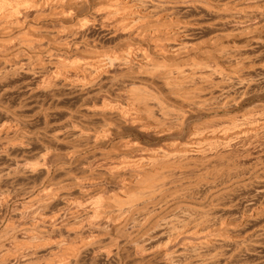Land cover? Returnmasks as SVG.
<instances>
[{
	"label": "bare ground",
	"instance_id": "1",
	"mask_svg": "<svg viewBox=\"0 0 264 264\" xmlns=\"http://www.w3.org/2000/svg\"><path fill=\"white\" fill-rule=\"evenodd\" d=\"M8 1L9 0H0V17H1L0 19H2L3 16L5 18L6 15L8 17H11V18L13 17L14 19H12V21L10 20L8 25L5 23L6 26H10L11 30L19 29L20 32H18L16 34H18L20 37L24 36L23 38H20V39H22V41L20 43L19 50L15 51V53H13L11 58L14 55H18L19 53H21V54L22 53H24V54L28 53V55H30V56H28L29 59L27 58V60L25 62L22 61V62H24V64L23 63L22 64L18 63V61L17 62L14 61V60H16L15 59L16 56H15L14 59L12 58L14 62H12V64L10 65L11 67L10 66L9 67H7V66L4 67L6 70L2 67L4 69V71L3 70L2 71L3 72H7V74L9 73L10 75L13 74L12 77L14 75L16 76V74L19 73V71H21V70H22L21 72L25 71L28 74H31L32 76H34L36 78L38 77L39 78V83H36L37 85L35 84L36 85L35 86L34 84H31L32 83L31 82L29 84V86H28V89H29L30 85H33V86L36 87V90L38 89V92L40 90L41 93L43 92L45 94H50V96L52 95V97L55 95L56 96L55 98H57V96H59V95H56V94L60 90V83H61L62 86H64L63 84L66 85L65 82L69 81L70 84H72V83L74 84V87L72 86L71 88H73L75 90V92H77L76 94H79V96L81 97V99H78V98H75V99H78V101L79 100L81 101L80 105H82L81 107L85 111V113H83V114H85V120H86V114H87V117H88V114H89L92 117V119H93V117L101 119V120L98 119L97 123H96V120H95V125H93L94 123L91 124L89 121L86 122L88 120V118H87L86 121L80 120L81 118L84 119L83 118L84 116L83 117L81 116V118H80V116H78L80 118V119L78 118L79 120L71 118V117H69L71 114L66 116L65 118H67V119H65V120L63 119L64 121H62V119L60 120V118H59L58 121L59 120L62 121L61 123H60V121L56 122L57 120L55 119V120H53L55 122L54 123L52 122L53 123L52 125L49 124V125H51L50 127L48 125V129L45 130L46 132L43 134V136H42L41 133L44 132V131L40 130L41 131L39 133L40 136L37 135V137H36V138H38V139H36L37 143H39L40 141L42 143V142H45V141H47L49 139V141L51 143L53 142V143H58L59 144L62 141L61 135L67 133L68 135H66V137L67 136L69 137V131L71 133L73 132V135L70 134V135H72V139H75L76 137H78L77 139L80 140L81 142H82V140H85L87 138H88L87 139V141H88V140L91 139L90 138L91 136L92 137L94 136V138L96 139V140H94V141H96L95 144L97 143V141H99L100 143L101 142L108 143L109 142L108 140L111 138V136L113 138V135H115V134H113L114 132L117 135H119V136H123L125 133H127L128 131H126V128L124 126H127L128 123H130V124L133 123V126L135 125L134 126L135 128H138L140 130L142 129L143 131H145V133H143L142 131L138 130L141 133H143V135L144 134L146 135L147 133L149 135L151 133V136H149L150 138L152 137V135H155V133H160L159 135L162 137L161 140H163L161 144H156L154 146H152L153 144H151L149 146H146V145L142 144L141 140H139V137H137V136H134L136 139H132V136H131V139H129V138L127 139L125 137V140H124V138H121V139H123V141H121V142H119L117 144L113 143L114 146H113V144H111V146H113V148L110 146L111 149L109 148L108 151H105L103 153H101L102 151L100 152V154H102V155L100 156L101 158H100L99 161H103L106 165L109 164L108 166H106L108 168L106 171H109V169H111V171L114 170V171H112L113 173L115 171H118L120 174H117V176L115 175L116 178H119L121 180L122 177H123V180L121 182H119V184L116 182L118 184V188H116L117 192L114 191L113 194L109 190H112V189L114 190V188H111V189L109 188V190L107 191L108 187L105 188V186L99 185L100 184L99 182L97 183L98 185L95 184V182H97L98 180L101 181V178L103 176L101 178L99 177L100 179L95 180L94 183L92 182V181H94V179H96V177L98 178V176H101V175H105L104 178L108 179V177H106V174H108L110 176V173L112 175V172L110 171V173L109 172L108 173H104L105 170L104 171L102 170L103 172H100L101 169L95 163V161L99 159L98 157H96L97 159L96 158L92 159L93 161L96 159L94 161V163H95L96 167L99 168L98 172H97V170L93 171L94 170L93 168H94L95 165H93L92 170L90 168L87 169L88 166L86 165V163H84L86 160H82L81 159L83 161L84 166L86 165V167H84L83 170H80L81 171V175H80V172H79V175H80L79 177L75 176L77 178H74L73 177L74 175L72 173L73 176L71 174H69L70 176L67 174L69 177L63 179L64 177L61 175L63 177V178L61 177L63 180H58V179L55 180V178L57 176L56 177L54 176L55 177L54 180H52L49 183L47 188L46 187L44 188L46 190L42 189V190H44V192L42 193V191H41L40 193H42L43 195L41 196L40 193H39L40 197H42V198H40L41 200L37 199V201L39 203L38 206L41 209L37 208L38 211L36 212V214L34 213V216L36 215L35 219H36V217H38V215H37L38 212H39V217L41 215H43V216L46 215L45 218H48L47 211H49V213H50V209H52V211H53L52 207L54 206V204H52V201L56 199L55 196L61 195V197H62V195H67V194L68 195L69 194L72 195V194H74V193H72V192H74V190L70 192L72 187L74 189V187L77 188V186H79L78 189H75V190H78V191L80 190L79 192L77 191L78 193H80L79 196L77 195V197L74 198V200H73V197L70 198V195L68 197L70 199H72L74 202H77L78 206L79 205L81 206V202H83V201H84L83 202L84 205H86L87 202L92 204V206H93L92 210H94V214L95 215L92 218V214H90V213L88 214L87 213V217H88L89 222H90L91 218H92L93 222H95L96 220L98 221V219L100 217L102 218V216H104V218L106 217L107 219H109L110 221L114 222L115 224H116V222L118 223L119 219H120V221L122 219V221L120 222V223H122V225H119V224L118 225H119V227H122V226L125 227V225L128 224L129 220H131L130 218H132V217L134 218V216L131 217V215H138L139 214V216H140V214L144 213L142 216H144V217L147 216V213L148 214L150 213V212H148L149 208L153 207L152 205H154V201H156V200H157L156 202H159L157 204V205H159V207L157 205L156 206L160 210H162V208H165L166 207L165 205H168V204L171 205L170 204L171 201H170V203H168L169 201L167 200V198H169L170 194L166 198V196H167L166 192L168 194V190L169 189L171 190L170 187H173V186L176 185L177 180H176L175 177H177L179 173L182 174L181 175L182 177L184 175L183 178H188L189 176L192 177V175H188L189 173L186 172V170L190 167V164H191L190 162L193 163L195 160L192 159V161H189L190 158H189V160H187L188 157H190V156H192L194 154H198L199 155V153H201V152H203L205 154L206 152H204V150H207L209 147H212V148L215 147L217 149L223 147L222 149H224L228 145L231 146L230 144L234 143L235 141L246 142V140L243 141V139H248L251 136H255L256 137L257 134L259 135L261 133V135H262V132H264V106L263 105L260 106L259 104H257L255 106L245 108L243 110L242 114L240 113L241 114L240 117H239V115H238V117H236V116H230L229 117L228 116V118L225 117L226 120L224 118H220L219 117L220 118L219 119L220 123L218 122V119L215 117L216 115L215 116L212 115L214 117L210 116L209 118L204 119L202 121L198 120L200 122L192 124V125H190L189 128H187V129H190L191 131L189 130L190 133L187 136L185 135V138L183 137L184 136L183 133L186 131L185 130L186 129V125L189 126V124H187V123H189L191 121V119H196V118L200 119V118H203V117L205 118V116H207L210 113L209 111H211V112L212 111L220 112V111H222L225 108L227 109V107H233V108L236 107L237 105L235 106L234 102H236L239 105V101L240 100H244L243 98L247 97V95L251 92L253 84H254V87H256L255 83L258 82V81L260 82L259 77H261V76H257L258 80H257V77H254V78L253 77H250V78L248 77L249 79L245 77V74L248 73V71L250 72L249 69H254L255 70L258 66L264 65V62H262L263 59H260V57L256 56L254 53H252L253 43H250L249 45L246 44V46H243V45L242 46H237V45L229 44V42H231V41L233 42V40H235V38H237L239 36L247 35V33H249V32L243 31L241 28H240L241 30L238 31L237 27H235L237 30L236 29L235 30L232 29L233 31L225 34V39L224 40H226L227 44L222 42V39H221L222 37L219 38L217 34L212 39H210L208 42L202 44L201 39L205 40L206 37L205 38H200L199 37L200 40H198L197 37L192 36L193 34L191 33V28L188 25H186L187 23H195V22H193L194 20L193 21H190V20L188 21L187 18H186L187 20H184L185 19L184 18L183 19L184 21L182 20V22L174 23V24L170 23V21H172L174 19L172 17L173 14H175L177 12H175V13L171 12V10L172 9L175 10V8L174 7L171 8L172 5L171 6L170 5H168V6L165 5L163 3L164 0H98V1L97 0L96 1L92 0L93 2L91 0H11L9 2ZM240 1L241 0H226L223 3H219L218 0H217V2H218L217 3L214 0L213 2H216V3H213V4L211 2H209V3H211L212 5H216V7L218 9L229 7L230 9H235V10L239 11V9H241L242 7L245 8V5L242 4L243 2H240ZM257 2H258V0H257ZM257 2L253 1L252 4H254V5H252L250 3V6L258 5V4H256ZM207 4H208V2H207ZM230 6H232V7H230ZM183 7H184V5H183ZM4 9H5V11H2ZM87 9H90V11L92 12L90 17H88L87 15H85L86 17H79V14L83 13L84 11L87 12ZM204 9H207V8H204ZM206 11H208V10H206ZM213 12H215V11H213ZM213 12H211V13H213ZM179 13L180 12H178V14ZM236 13L241 14V16L243 14V15H245L247 17L249 15L252 16V14L257 13V12L251 11V10L247 11V10H244V9H243L242 12H229V13L225 12L223 14H219L218 15L219 17H217L216 19H218V18L219 19H224L225 18V19H228V20L230 19L231 20L234 16L238 15ZM259 14L262 17L263 22H262L261 26L259 25L260 27H258V28H260L259 29L260 31L261 30L264 31V11L263 10L258 11V15ZM75 15H76V23H74V24L61 23L60 24V19H62V18L63 19L64 18H66V19L67 18L68 19L69 18H74ZM7 16H6V19H7ZM98 16H100V19L101 18L103 19V20L101 19L100 21L102 22L101 24H104V26L105 25H107V26L109 25L108 27H110V25L112 24V27H114L113 28L114 29V31H113L114 34H111V35L114 36L116 32H119L118 33L119 34V38H120L119 41H118L119 43L114 44V42L113 43L110 42L112 44L108 43V44L105 45V43H104L103 46H101V45H98L99 43L97 44L95 42L96 39H94V40L91 39V38H93L92 37L93 35L91 36V38L88 36V35L91 34L90 32H89L90 34H87V31L91 28L90 24L92 22L94 23V21H97L98 20L97 19ZM179 18H181V17H179ZM6 19H5V22H6ZM9 19H8V21H9ZM1 21H3V19L0 20V23H1ZM49 21L54 22V23L58 22L57 25L56 24L55 25L57 27L58 24H60V27L58 26L57 27L58 29L55 28V30H51V31L49 29H48L49 31H47V30L46 31L45 30L41 31V30H37L35 28V27H39V26L41 27V25L43 23L45 24V22H49ZM64 21H66V20H64ZM175 21H177V19ZM226 22H228V21H226ZM36 23L39 26H35L34 24H36ZM69 23H71V22H69ZM109 23H111V24H109ZM228 23H230V22H228ZM52 25H53V23H52ZM89 25H90V28L85 32V30L87 29V27ZM4 28L5 27H3V28L1 27L0 29L2 30ZM10 28L8 27V29H10ZM102 28L103 27H101V29ZM111 28H110V31L113 30ZM51 29H53V28H51ZM11 30H7V31L5 30L6 32L4 31V33L7 34ZM263 31H261V32L264 33ZM120 32L123 33V35L121 34L122 37H120ZM11 33L13 34V32H11ZM15 35H13V36H15ZM18 35H16V36L19 39ZM111 35H109V36L112 37ZM13 36H11V37H13ZM15 37L13 38V41L12 40L9 41V39H8L9 42L8 41H6V42L5 41H1V42H4L6 45L7 44L13 45L14 40L17 39ZM192 37H194L195 39H192ZM17 41L18 40H16V42ZM111 41H115V40H111ZM98 42H100V41H98ZM4 43H2L3 46L5 45ZM14 44H15V42H14ZM16 44L19 45V43H16ZM99 46H101V47H99ZM12 47L16 48V45H13ZM206 47H209V48H213L214 47L215 50L207 49V50H203V52H200V51H202L201 49L206 48ZM7 48H9V50H10V47H7ZM7 48L6 49L4 48V50H7ZM1 49H3V47ZM11 49L13 50V48H11ZM33 52H40V54L43 53V54H41L43 56V58L40 59V56L38 58L37 55L31 54ZM56 52H58L57 56H55ZM198 52H200V53H198ZM45 56L47 58H44ZM183 56L188 57L187 60H183L182 62H179L178 59L183 57ZM9 59H10V57H9ZM35 63H37V64H35ZM19 64H21V65H19ZM3 74H5V73H3ZM9 74L7 76H10ZM19 75H17V76H19ZM262 77H261L262 78L261 81H264V76H262ZM33 78H31V79L33 80ZM36 78H34L35 80H33V81H36ZM252 78L253 79L256 78V80H253ZM62 82H63V84H62ZM69 82H67V84ZM262 83H261V85H262ZM258 85H260V84H258ZM66 86L68 87V85H66ZM255 89L256 88H254V91H255ZM259 89L261 90V93H262L264 91V86L262 85L261 88H259ZM259 89H258V91H256V93L252 94L254 96V98H256L255 94L259 95V93H257V92H260ZM66 90H68V89H66ZM254 91H252V92H254ZM61 94H63V93H61ZM61 94H60V96H61ZM68 94H70V93H68ZM32 95H35V94L32 93ZM261 95L263 96V93ZM50 96H48V97L46 96V97L49 98ZM29 97L27 96V98L30 100ZM37 98H39V97H37ZM250 98H252V97H250ZM42 99H45V98H42ZM42 99H41V101H42ZM34 100H36V99H34ZM37 100H39V99H37ZM249 100H251V99H249ZM41 101H40V104L37 105L38 107H40L39 109H41L44 106L45 102H46V101L43 100L44 102L42 103ZM30 102H31V104H33L32 100ZM36 102H39V101H36ZM241 102H243V101H241ZM231 103H232L233 106H230ZM31 104H30V106H31ZM51 104H52V102H51ZM262 104H264V103H262ZM47 105H50V104L47 103ZM35 106H36V104H35ZM62 106H64V105H62ZM33 108H34V106L32 107V111H34L36 109L35 108L33 110ZM48 108H49V106H48ZM39 109H38V111H41ZM46 111H44L45 114H47ZM58 112H59V110H58ZM45 114L42 115V116L45 117ZM48 114H49V112H48ZM74 115L72 113L71 116H74ZM231 115H233V114H231ZM220 116H221V114H220ZM91 117L89 118V120L91 119ZM47 118H49V116ZM47 118H46V121H47ZM48 120H50V119H48ZM42 123H44V121ZM190 123H193V122H190ZM45 124H47V123H45ZM138 131H137V133H138ZM127 134H130V133H127ZM263 135H264V133H263ZM157 136H158V134H157ZM147 137L145 138V140L147 139ZM203 137H205V138H203ZM255 137H254V139H255ZM43 138H45V139L47 138V140H44ZM32 139L34 140L35 137L34 138L32 137ZM32 139H30L29 141H31ZM69 139H68V141H70ZM77 139H75V140L77 141ZM254 139H253V141H254ZM36 140H35V142H36ZM65 140H66V138H65ZM92 140H90V141H92ZM240 140H242V141H240ZM49 141H47V142L50 145ZM94 141L91 142L92 146L94 144ZM110 141H111V139H110ZM149 142H150V140H149ZM68 143H65V144H68ZM70 143L73 144V141H70ZM86 143H88V142H86ZM86 143H84V144L86 145ZM91 143H89V144H91ZM115 143H116V141H115ZM42 144L40 146H42ZM72 144H71V146L74 145V144L73 145ZM238 144H240V143H238ZM76 145H77V143L74 145L75 148H76ZM80 145H82V143ZM99 145H101V144H99ZM68 146H70V144ZM86 146H85V148H86ZM246 146H247V144H246ZM54 147H56V146H54ZM78 147H79V141H78ZM57 148H59V147H57ZM42 149H44L45 152H47L49 149L53 150V151L55 150V149H53V144L51 146H48L47 143H44V148H41V152H42ZM217 149H216V151H217ZM56 151H58V149ZM56 151H54V152L56 153ZM74 151H76V149L73 150L72 152L74 153ZM208 151H209V149H208ZM216 151H214V153ZM230 151H232V150H230ZM70 152H71V150H70ZM76 152H78V151H76ZM40 154L41 153H39V155ZM45 154H47V153H45ZM45 154L44 155L41 154L40 158H38L36 160V162L34 163L35 168H37V169L39 167L43 168L45 166L46 162H49L48 160L50 158H51L50 160H52L53 155H52V157H50L49 154L48 155H45ZM218 154L220 155V152ZM210 155L208 157L209 160H210ZM226 155H228V154H226ZM3 156H4V154H3ZM46 156H49L50 158L48 157L49 159H46L47 158ZM54 156H55V154H54ZM58 156L60 157V153L58 154ZM194 156L196 158V155H194ZM194 156H192V157L194 158ZM212 156L213 155H211V157ZM215 156H217V152H216ZM221 156H222V154H221ZM91 157H93V156H91ZM225 157H224V159H225ZM71 158H73V157H71ZM71 158H70V160H71ZM215 158L213 157L212 160H210V161H213V159H215ZM89 159H90V156H89ZM204 159H205V157H204ZM229 159H231V158L229 157ZM82 161H80V162H82ZM93 161H92V163H93ZM203 161L204 160H202V162ZM218 161L219 160H217V162ZM103 162H101V163H103ZM200 162L197 163L195 161V164L197 166H194V167L197 168V171L200 170V169H198L199 168L198 166H200L198 164L202 165V163H200ZM209 162H207V164ZM223 162L224 161H222V164H223ZM92 163H91V161H90V163L88 162L89 165L90 164L92 165ZM204 163H205V161H204ZM213 163H214V161L210 162L209 166H210V164L213 166ZM226 163H229V161L226 162ZM231 163H233V162H231ZM100 164H99V166H100ZM207 164H206V167H208ZM51 165H52V163H51ZM80 165H78V166H80ZM104 165L103 166L101 165V167L104 168L105 167ZM216 165H214V166L216 167ZM212 166H211V168H212ZM200 167L202 168V166H200ZM204 167H205V165H204ZM204 167L201 170L206 168V167L205 168ZM222 167H223V165H222ZM64 168H66V167H64ZM196 168H195V173H196ZM69 169L70 168L66 169V173L68 171L74 172L76 170V169L75 170H72V169L69 170ZM104 169H106V168H104ZM126 169L135 170L134 173L131 174V176H130V177H133V179L131 178L132 180L129 179V178L126 179L125 176H123V175L120 176L121 172L125 171ZM192 169H194V168L192 167ZM192 169H191V171L194 173V171ZM212 169H214V168H212ZM233 169L234 168H232V170ZM30 170H33V169H29V171ZM61 170H62V168H61ZM201 170H200V172H201ZM225 170H227V169H225ZM236 170H237V168H236ZM236 170L234 169V172H236ZM216 171L219 172V169L218 170L216 169ZM229 171H230V168H229ZM62 172H63L62 174H64L63 170H62ZM185 172L187 173L188 177H185V174H186ZM14 173H16V172H14ZM36 173H37V171H36ZM48 173H49V171L45 174V176ZM66 173L64 175H66ZM183 173H185V174H183ZM2 174H0V176H1L0 178L1 179L3 178ZM7 174H9V173H7ZM125 174H127V173H125ZM199 174H201V173H199ZM205 174H206V172H205ZM212 174H214V173H212ZM234 174L236 175V173H234ZM40 175H41V173H40ZM40 175H39V177H40ZM196 175H198V174H196ZM196 175H194V176H196ZM41 176H42V179H43L44 176L43 175H41ZM9 177H10V175H9ZM191 177H190V180L192 181L195 177H193V179H191ZM213 177H211V178H213ZM236 177H235V179H236ZM12 178H11V180H12ZM27 178H28V175H27ZM199 178H200V176H199ZM36 179H38V178H36ZM42 179H40V180H42ZM107 179L105 180V185H106ZM109 179H111V178H109ZM128 179L130 181H128ZM229 179H231V178H229ZM232 179H234V178H232ZM3 180H5V178ZM6 180H8V177H7ZM17 180H18V178H17ZM221 180H220V182H221ZM2 181H1V183H2ZM88 181H90L91 184L93 183L94 186L91 185ZM223 181H225V180L223 179ZM10 182H12V181H10ZM84 182H88V184L93 186L92 187L93 190L90 191L89 189H87V188L91 187V186L89 187L88 185H87L88 187L85 188ZM182 182H183V180H182ZM213 182H216V181L214 180ZM35 183H37V182H35ZM102 183L104 184V182H102ZM186 183L187 182L185 181L184 184H186ZM171 184H172V186H171ZM178 184L179 183H177V186H178ZM196 184H197V182H196ZM0 185H2V184H0ZM36 185H38V184H36ZM85 185H86V183H85ZM187 185H189V183ZM208 185H209V183H208ZM186 186H184V189L186 188ZM224 186H226V185L224 184ZM0 187H2V186H0ZM31 187H32V185H31ZM110 187H112V186H110ZM115 187H117V186H115ZM190 187H193V186H190ZM173 189H174V187H173ZM184 189H183V192H184ZM188 189H190L189 186H188ZM188 189H187L186 192H189ZM194 189H196V188L194 187ZM2 190H0V192ZM32 190H34V189L32 188L29 191H32ZM60 190H63L62 192H64V193L61 194ZM200 190H202V189H200ZM216 190H217V188H216ZM176 191H177V189H176ZM37 192H39V191H37ZM96 192H98L97 193L98 197L95 196ZM99 192L100 193L102 192V193L99 195ZM179 192H181V191H179V189H178L177 196H178ZM183 192L181 193L182 195H184ZM192 192L195 193V191H192ZM222 192L224 193L223 190H222ZM105 193H106V195H110V196L108 198H105V197L103 198V196H106ZM203 193H205V192H203ZM143 194L146 195V196L143 197ZM181 194H180V196H182ZM185 194H186L185 197L188 196L187 194H189L190 197L191 196L193 197V195H190V192L189 193H185ZM208 194H209V192H208ZM22 195H24V194H22ZM156 195H157V198H159V199H161L160 196H162V195H164L165 197L162 196L164 198L159 201L155 197ZM34 196H36L38 198L37 194L34 195ZM189 196H188V198H189ZM68 197H67V199H69ZM192 197H191V199H192ZM194 197L196 198V196H194ZM0 198H1V196H0ZM29 198H31V197H29ZM214 198H215V196H214ZM170 199H172V198L170 197ZM181 199H183V198H181ZM162 200L168 201L167 202L168 204L166 202L162 201ZM192 200H195V199H192ZM85 201H87V202H85ZM196 201H198V200H196ZM217 201H218V199H217ZM224 201H225V198H224ZM70 202L72 203V201H70ZM162 202L164 204L165 203L166 204L165 205L163 204L164 206L162 208H160V205H162ZM200 202H202V200ZM28 203L33 206V203H31V202H28ZM67 203H65V204H67ZM261 203H260V205H262ZM175 204L173 206L176 208L177 205H175ZM216 204H217V202H216ZM2 205H4V203ZM19 205H21V204H19ZM75 205H76V203H75ZM178 205H179V203H178ZM185 206L187 207V203L185 204ZM207 206H205V207L207 208ZM33 207H31V208H33ZM90 207H91V205H90ZM192 207H194V210L197 209L195 206H192ZM200 207H198L197 210H199ZM205 207L204 206L201 207V208H204V209H202V213H200L201 209H200L199 212L195 210L196 213L198 212V215H196V213L193 215L191 213V211L194 212V210L190 206H188V208H191V210H188L189 212L185 211V213L186 214L190 213L193 216L187 214V215H189L188 217H182L183 214H181L182 212L180 211L181 215H179L178 217L180 218V216H181L182 219L181 218L179 219V218L175 217V216H177L179 214V212L176 213V210H174V209H173L174 211L171 210V209H170L171 211H169V209L167 211H165V212L169 211L170 213L171 212H175L174 214L173 213H171V214H173V215L177 214V215H175V216L171 215L173 217L170 216V218L167 219V220L165 219L166 217L163 218V219H165V221H163V222H165L164 223L165 224V228H168L169 230L167 229L168 232H165V234L168 233L167 234V238L165 237V239H164L165 241L162 240L163 243H159V244H161L160 245L161 248H162V246L164 248H166L171 243L173 244V243L179 242L180 239L177 240V238L179 236H181V234H184V237H185V236H187V235H189L191 233L192 238H194V239L196 238L198 240L195 245H190V243L188 245V242L185 239H183V241L185 240L187 242L188 246L180 247L181 250L183 249L184 251H186V252L183 251L184 252L183 255H180L182 257L181 260H179V258H178V256H179L177 254L178 249L172 250V249H170L172 247L171 246L169 249L172 250V251H170V252L166 251L164 253V255L166 256L165 258H167V259L172 258V261H170L171 263L173 262L172 264H176V263L179 264L181 262L184 263V261H186L185 264H228V262L227 263H222V261L227 259L228 256L231 257V258H232V256L228 255L226 257L227 253H225V250L222 247L223 244H227V243L229 244L231 242L230 244L233 245L232 242H236L234 244L236 245L238 243V245H239V243L242 244L243 241L245 240V239H243V241H240V240L237 241L238 239L235 238L236 239L235 241H234V239H233V241H231L230 239L228 240L227 238H225V239L217 238L216 234L218 232H220L221 234L223 233L226 236V234L227 233L229 234V232H231L232 230L229 231L227 229L229 232L227 230L223 231L224 230L223 229L224 226L221 225V224H223L222 220L226 221V220H224L225 217L222 218V216H221V221L219 220V223L213 221V218L216 221L218 219V217L220 216L219 215L217 217V219H216V216L218 214L217 215L213 214L217 208L216 209L213 208L214 212L212 213L211 212V211H213L212 207L207 208V209L211 208L209 210L210 212H208V210ZM1 208H2V206L0 207V210H1ZM15 208L16 207L14 206V209ZM27 208H25V210H27ZM82 208H84V207H82ZM86 208L88 209V206ZM153 208L155 209V206ZM254 208L255 207H252L247 212L245 211V214H250L251 215L252 212L254 211ZM33 209L35 210V208H33ZM31 210H29V212ZM62 210H60V211H62ZM80 210L81 209H79V211ZM183 210H187V208L183 209ZM58 211H55L58 214V216L56 215V213H55V215L57 216V219L61 220ZM83 211H84V209H83ZM89 211L91 212V209ZM205 211H207V212H205ZM1 212H3V211H1ZM76 212H78V211H76ZM157 212H160V211H156V213ZM203 212H205V213H203ZM53 213H51V215H54ZM92 213H93V211H92ZM161 213H162V211H161ZM168 213H167V215H168ZM207 213L208 214L212 213V216L214 215V217L212 218L211 214L208 215ZM220 213H222V212H220ZM31 214H32V217H33V213H31ZM51 215H49V217H52ZM88 215H90L91 217L88 216ZM152 215H154V213ZM161 215H163V214H161ZM221 215H223V214H221ZM255 215H256V217H255L256 219L263 220L264 219V208H261V210L257 211V213ZM56 216H55V218H56ZM95 216L98 219L95 220L94 219ZM151 216H149V217H151ZM0 217H4V216L2 215ZM11 217L12 216H10L9 218H11ZM27 217L28 216H26V218ZM162 217H159L158 220L159 219L161 220ZM86 218H83V219L85 220ZM101 218H100V220H101ZM104 218H102V219H104ZM53 219H54V217H53ZM57 219H56V221L55 220H52V221H55L57 223ZM77 219H82V218L81 217L80 218L77 217ZM77 219H75V220L73 219V223L74 224H73L72 228L71 227L70 228L72 229V231H71L72 234H73L74 229H75V232H74V236L75 237H80V233H79V231H77V230H79L78 228H80V225L78 226L77 224H79L81 222H82L81 224H84L85 221L83 222L82 221L83 219L82 220H77ZM135 219L136 218H134V220ZM137 219H139V217ZM8 220H10V219L7 218V221H6V219L3 220V218H2V221H0L1 222L0 223L1 236L5 235L3 237V239H5V240H7L6 237L8 236V239L10 240V243L14 242L15 246H17L16 240L18 238V235L15 232V228H14V227H16V225L14 226V224H13L15 222H13L14 221L13 219H11L12 220L11 222L8 221ZM18 220H19V218H18ZM38 220H40V218H38L36 221H38ZM109 220H107V221H109ZM156 220H153L152 222L154 223ZM36 221L34 220V222H36ZM40 221H39V223H40ZM48 221H50V218L48 219ZM48 221H47V223H48ZM52 221H50V222H52ZM66 221H68V220H66ZM142 221H143V219H142ZM157 221H156V223H159V221L158 222ZM25 222H26V220H25ZM93 222H90L89 224H91ZM96 222H95V225H97V226H99L98 222L106 223V225H107L106 220H105V222L98 221L97 224H96ZM139 222H137V223H139ZM146 222H148L147 219H146ZM146 222H144V223H146ZM152 222H151V224H153ZM231 222L234 223L233 220ZM18 223H19V221H18ZM31 223H32V221H31ZM39 223L37 222V223L31 224L29 227H31L33 225L32 228H28L26 230L27 231V235L26 236H28V237H26V239L29 238L28 240H30V242H31V243L29 242L30 244H29V247H27V249L28 248H32L31 246H35V244H37L38 248H39V245L42 246V244H44V246H45V244H46L45 247L47 248V245L49 244V241L51 239V234H52L53 231L51 233L48 232L47 229H49V228L46 229L45 225L47 226V224L46 223L44 224V221H43V224L41 222L42 225L41 224L39 225ZM101 223H99V224H101ZM161 223H162V221H161ZM246 223H249V221H246L244 224H246ZM49 224H51V223H49ZM52 224H53V222H52ZM68 224H71V223L63 222L61 225H62V227L66 226V225H67V227L71 226V225H68ZM93 224H91V225H93ZM108 224H110V222H108ZM135 224H136V222H135ZM155 224H153V225H155ZM11 225H12V227L14 226L13 227L14 229L11 227ZM25 225H27V224H25ZM53 225H52V227H53ZM55 225H56L55 227L58 226L57 224H55ZM75 225H77L78 228ZM118 225H116V226H118ZM138 225H139V227H143L141 224H137L136 226H138ZM143 225H145V224H143ZM160 225L163 227L162 224H160ZM224 225H226V224H224ZM21 226H23V225H21ZM103 226H104V224H103ZM134 226H131V229ZM62 227L58 226V228L63 229L64 227L63 228ZM85 227H83V228L85 229ZM113 227H114V225H113ZM119 227H117L116 229H114V228L113 229L117 230ZM139 227H137V228L139 229ZM149 227L152 228V226H148V228L146 227V229H149V232H150L153 228L150 229ZM19 228L20 227H18V229ZM53 228L50 227L51 230H53ZM70 228H67V231ZM83 228H81L80 231H82ZM125 228H126L127 231L131 230V229L129 230V228L127 229V227H125ZM134 228H133L132 233L134 231H137V229L134 230ZM90 229L91 228H88L87 230H90ZM97 229H100V228H97ZM105 229H106V227H105ZM123 229H120V230H122V233L120 231V235L118 234L119 232L117 233L118 236H121L123 234V232L124 233L127 232L126 230H123ZM155 229L157 230L159 228H157V226H156ZM16 230H17V228H16ZM55 230H57V228ZM85 230H83V232ZM92 230H94V229H92ZM63 232H65V231H63ZM142 232L143 231H141V234H142ZM149 232H144L143 236L146 235L145 233L149 234ZM155 232H153V233H155ZM162 232L164 233V231H162ZM90 233L94 234V232H90ZM132 233H129L130 235L129 234H127V235H129L131 237ZM134 233H138V231L134 232ZM64 234H65V237H66L67 232L64 233ZM77 234L79 236H77ZM81 234H82V232H81ZM141 234L140 235L139 234L138 235L135 234V236L137 235V236L141 237ZM150 234H152V231H151ZM159 234L161 235L162 233H159ZM221 234H219V235H221ZM54 235L55 234H53V236ZM57 235H59V234H57ZM57 235H56V237H57ZM69 235L67 234V237ZM83 235H85V234H83ZM124 235H126V233L123 234L122 236H124ZM1 236H0V238H1ZM53 236H52V238H53ZM95 236H98L97 233H96ZM118 236H117V238H119ZM126 236L124 238L125 240L127 239ZM157 236L158 235H156V237ZM71 237L69 236L68 238H71ZM84 237H86V236H84ZM130 237H129V239H130ZM140 237L139 238L137 237L138 238L137 240H139ZM146 237H147V235H146ZM151 237H153V238H151ZM156 237H154L153 235L150 236L151 240L156 238ZM22 238H20V239L22 240ZM68 238H67V240H68ZM101 238H103V237H100V239ZM117 238L115 239V241L117 240ZM142 238H141V240H143ZM81 239H84L83 236L81 237ZM92 239H93V237H92ZM109 239H112V237L109 238ZM122 239L123 238H121V240ZM133 239H134V237H133ZM23 240H25V237H24ZM23 240L20 243V245H22V243L24 244L25 241L23 242ZM64 240L66 242V239H64ZM85 240H86V238H85ZM97 240L98 241H96V240H90L89 241L87 239V241H89L87 246L89 248L93 247V250H94V247L99 242V239H97ZM51 241H52V239H51ZM53 241H54V243H51V244H55L56 245V243H57V245H58V244L61 243L60 241H59L60 243H58L57 239H56V243H55V238L53 239ZM69 241H70V239H69ZM73 241H71V242H73ZM77 241H78V238H77ZM111 241L114 242L113 239ZM134 241H136V239H134L132 243H134ZM181 241H182V239H181ZM5 242H3V241L0 242V251L2 252L4 250V252H7V253H5L4 255L1 256L0 264H7L8 263V261H7L8 260V253H9V251L12 252V250H9L10 246L12 247V245H10V243L8 244V243H5ZM65 242H63V243L64 244H66V243L69 244L70 243L68 241L66 243ZM74 242H76V241H74ZM78 242H80V241H78ZM142 242H140V244ZM120 243H121V241H120ZM123 243H125V242H123ZM138 243H139V241H138ZM6 244L10 245V246H8L9 249H7L9 251H6V248H7ZM25 244H27V241H26ZM51 244H49V245H51ZM110 244H111V246L113 244L115 245V243H113V244L110 243ZM116 244H118V243H116ZM18 245H19V243H18ZM20 245H19V247H21ZM55 245H54L53 248H55V250L57 251L58 247H55ZM70 245H66V247L70 246ZM77 245H75V246H77ZM136 245L134 244V246H136ZM15 246L13 245V248L17 249L18 246L17 247H15ZM58 246H60V245H58ZM80 246L82 248L81 250H83L85 248L84 246H83L84 247L83 248L82 245H80ZM102 246H105V245L103 244ZM119 246H120V244H118V247ZM143 246H145V244ZM226 246L227 245H225V248H226ZM61 247H63V246L61 245ZM61 247L59 249L64 250L66 248V247L65 248H61ZM97 247H95L96 248L95 251L97 250ZM147 247H146V250L148 252V249H150V248L147 249ZM158 247H159V245H158ZM22 248L23 247H21V249ZM77 248H79V247L77 246ZM100 248L101 247L99 246L98 250ZM102 248H104L102 250H105V248H107V247L105 246V247H102ZM108 248H111V247H108ZM124 248H125V246H124ZM139 248L141 249V247H139ZM253 248H251V249L253 250ZM16 249H13V250L15 251ZM19 249L20 248H18L17 252L15 251V253H18V252L20 253V251H21L22 255H23V251L24 250L18 251ZM24 249H25V247H24ZM32 249H33L32 251L29 249L31 251V253H29L28 251L27 252L25 251L28 254H26L24 252L26 254V255H23L24 257H22V255L20 253V256L23 258V260L21 259V263L22 264H24V263H27V264L33 263L34 264V261L37 264H41V262H43L42 264H71L72 262L70 261V259L75 262L74 259L79 258L78 257V252L79 251H77L76 248H72V247L67 248V251H66L67 253L66 252L63 253L61 250L58 249V251L61 252V254H60V252H57V253H59L58 255H57V253L55 251H53L54 249H48L47 248V250H49V253H46L47 255H44V253L41 254V255L46 256L47 258L45 257V260H41L42 257L44 258V256H42L41 259H39V260H41V262L39 263V260H38V262H36L37 259L39 258L37 256V255H39V253L35 251L36 248L33 247ZM169 249H167V250H169ZM236 249H238V248H236ZM44 250H45V248H44ZM84 250H86V249H84ZM98 250H97V252H99L101 249L99 251ZM102 250H101V252H104ZM129 250H130V248H129ZM143 250H141V251H143ZM146 250H145V252H146ZM33 251L36 252V253H32ZM114 251L116 252V250H114ZM157 251H158V249H157ZM160 251H161V249H160ZM46 252H48V251H46ZM156 252H154V253H156ZM161 252H163V251H161ZM231 252H229V253H231ZM134 253H136V252H134ZM154 253L152 255H154ZM237 253H238V251H237ZM10 254L11 253H9V257H10ZM93 254H94V252L92 253V255ZM142 254H144V253H142ZM234 254H235V252H234ZM41 255H39V256H41ZM71 255H73L75 258L73 259L71 257ZM128 255H130L129 252H128ZM139 255H141V254H139ZM162 255L163 254H161V256ZM20 256L18 258H20ZM15 257H17L16 254H15ZM148 257H149V255H148ZM10 258H12V257H10ZM10 258H9V260H10ZM142 258H143V255H142ZM142 258H141V260H142ZM144 258H147V257L144 256ZM12 259L16 260V258H14V256H13ZM106 259H108V258H106ZM112 259H113V256H112ZM163 259H164V257H163ZM161 260H162V258H161ZM227 260H230V259L228 258ZM77 261L79 262V260H76V262ZM149 261H151V260H149ZM156 261L159 262L157 264H160V261L158 260V258L156 259ZM14 262L16 264L17 263L21 264L20 262L13 261V263ZM69 262H71V263H69ZM161 262H163V264L167 263V262H164V261H161ZM168 262H169V260H168ZM170 262H169V264H171ZM231 262H233V261H231ZM137 263H138V261H136L135 264H137ZM140 263L141 262L139 261V264ZM147 263L148 262H146V264ZM72 264H74V263H72ZM153 264H156L155 260H154ZM235 264H236V262H235Z\"/></svg>",
	"mask_w": 264,
	"mask_h": 264
},
{
	"label": "rangeland",
	"instance_id": "2",
	"mask_svg": "<svg viewBox=\"0 0 264 264\" xmlns=\"http://www.w3.org/2000/svg\"><path fill=\"white\" fill-rule=\"evenodd\" d=\"M9 1H11V0H9ZM8 1V2H9ZM92 1V0H91ZM96 1V0H95ZM98 1V0H97ZM214 0H164L163 1V3L165 4V5H172L171 6V8H175V10L174 9H172L171 10V12H177V13H175V14H173V20L172 21H170V23L171 24H174V23H179V22H182V20L184 19V20H187L188 19V21L190 20V21H193V22H195V23H187L186 25H188L190 28H191V33L193 34L192 36H195V37H197L198 38V40H200L199 39V37L200 38H205V40H203V39H201V41H202V44H204V43H206V42H208L210 39H212L216 34L218 35V37L220 38V37H222L221 39H222V42H224V43H226V40H224L225 39V34L226 33H229V32H231V31H233L232 29H236L235 27H237V29H238V31L239 30H243V31H247V32H249V33H247V35H243V36H239V37H237V38H235V40H233V42L231 41V42H229V44H232V45H237V46H246V44L247 45H249L250 43H253V48H252V53H254L256 56H258V57H260V59H263L264 60V33H262L261 31H263V30H259L260 28H258V27H260L261 26V24H262V22H263V20H262V17H261V15L259 14L258 15V11H261V10H263L264 11V0H258V2H257V0H241L240 2H243L242 4H244L245 5V8L244 7H242L241 9H239V11L238 10H235V9H230L229 7H225V8H222V9H218L217 7H216V5H212L213 3H216L217 2V0H215L216 2H213ZM226 0H218V2L219 3H223V2H225ZM251 1V2H250ZM257 2L256 4H258V5H255V6H250V3L252 4V2ZM93 2V1H92ZM207 2H208V4H207ZM209 2H211V3H209ZM217 2V3H218ZM170 3V4H169ZM175 4V5H174ZM178 5V6H177ZM183 5H184V7H183ZM188 5V6H187ZM210 5V6H209ZM243 5V6H244ZM249 5V6H248ZM252 5H254V4H252ZM87 6V5H86ZM201 6V7H200ZM203 6V7H202ZM205 6V7H204ZM218 6V5H217ZM230 7H232V6H230ZM204 8H207V9H204ZM177 9V10H176ZM197 9V10H196ZM204 9V10H203ZM210 9V10H209ZM243 9L244 10H247V11H255V12H257V13H254V14H252V16L251 15H249V16H245V15H243L242 14V16H241V14H239V13H236V14H238V15H236V16H234L231 20L229 19H216L217 17H219L218 15L219 14H223V13H229V12H242L243 11ZM86 10V9H85ZM179 10V11H178ZM206 10H208V11H206ZM2 11H5V9L4 10H2ZM213 11H215V12H213ZM90 12V13H89ZM178 12H180L179 14H178ZM211 12H213V13H211ZM218 12V13H217ZM216 13V14H215ZM92 14V12L90 11V9H87V12L86 11H84L83 13H80L79 14V17H86L85 15H87L88 17H90V15ZM182 14V15H181ZM81 15V16H80ZM181 15V16H180ZM7 16V15H6ZM6 16H5V18H4V16H3V21H1V23H0V28L2 27H5L4 29L7 31V30H11V28H10V26H6V24L8 25V23L10 22V20L12 21V19H14L13 17L11 18V17H8L7 16V19H6ZM178 18H177V17ZM189 16V17H188ZM179 17H181V18H179ZM1 18V17H0ZM10 18V19H9ZM177 19V21H175L176 19ZM187 18V19H186ZM194 18V19H193ZM196 18V19H195ZM2 19H0V20H2ZM5 19H6V22H5ZM8 19H9V21H8ZM68 19V18H67ZM66 18H62V19H60V24L61 23H66V24H74V23H76V15L74 16V18H69L68 20H67ZM73 19V20H72ZM75 19V20H74ZM98 20L97 21H94V23L92 22L90 25H91V28H90V25L87 27V29L85 30V32L87 31V34H90V35H88L90 38H91V36L93 37V38H91V39H96L95 40V42L98 44V45H101V46H103V44L105 43V45L106 44H112L113 42H114V44H116V43H119L118 41H119V32H116L115 33V35L113 36V35H111V34H114V27H112V24L111 23H109V24H111L110 25V27H108L107 25H105L104 26V24H101L102 22L100 21L101 19H100V16H98V18H97ZM216 19V20H215ZM236 19V20H235ZM64 20H66V21H64ZM103 20V19H102ZM181 20V21H180ZM183 20V21H184ZM199 20V21H198ZM226 21H228V22H230V23H228V22H226ZM51 21H49V22H45V24L43 23L42 25H41V27L39 26V25H37V23L36 24H34L35 26H39V27H35L37 30H41V31H43V30H47V31H51V30H55V28L56 29H58L57 27L59 26L60 27V24H58V26L56 27V25H57V23H54V22H51ZM68 22V23H67ZM69 22H71V23H69ZM200 22V23H199ZM226 22V23H225ZM3 23V24H2ZM6 23V24H5ZM52 23H53V25H52ZM199 23V24H198ZM212 23V24H211ZM50 24V25H49ZM56 24V25H55ZM100 24V25H99ZM4 25V26H3ZM260 25V26H259ZM53 26V27H52ZM107 26V27H106ZM7 27V28H6ZM8 27L10 28V29H8ZM53 28V29H51V28ZM93 27V28H92ZM101 27H103L102 29H101ZM105 27V28H104ZM112 27V28H111ZM41 28V29H40ZM108 28V29H107ZM110 28L111 29H113V30H111L110 31ZM241 28V29H240ZM4 29H0L3 33H4ZM49 29V30H48ZM236 29V30H237ZM258 29V30H257ZM0 31V32H1ZM5 31V32H6ZM260 31V32H259ZM0 33V43L2 44V43H4V42H1V41H8V39H9V41H13V38L16 36V35H18V34H16V33H18V32H20L19 31V29H14V30H11L9 33ZM11 32H13V34L11 33ZM90 32V33H89ZM109 32V33H108ZM111 32V33H110ZM113 32V33H112ZM221 32V33H220ZM264 32V31H263ZM220 33V34H219ZM6 34V35H5ZM9 34V35H8ZM11 34V35H10ZM16 34V35H15ZM105 34V35H104ZM108 34V35H107ZM123 35V33L122 32H120V37H122V35ZM222 34V35H221ZM224 34V35H223ZM3 35V36H2ZM13 35H15V36H13ZM109 35H111L112 37H110ZM11 36H13V37H11ZM19 36V35H18ZM22 36V35H21ZM104 36V37H103ZM118 36V37H117ZM24 36H22V37H20L19 36V39H18V37L16 36L15 38H17L16 40H18L17 42H16V40H14V42H15V44H14V42H13V45H16V48H14V47H12L13 45H10V44H5L4 46H3V44L1 45L0 44V174H2L3 176V178L1 179L0 178V180L2 181L4 178H5V180H3L2 181V183H1V181H0V184H2V185H0V186H2V187H0V190H2L1 192L3 193H1L0 192V196H1V198H0V207L2 206V208H1V210H0V216H4V217H0V221H2V218H3V220L4 219H6V221H7V218L8 219H10V220H8V221H12L11 219H13L14 221L13 222H15V223H13L14 224V226L16 225V227H14L15 228V232L17 233V235H18V238H17V240H16V244H17V246H15V243L14 242H11L10 243V240L8 239V236L6 237V239L7 240H5V239H3V237L5 236V235H2L1 236V233H0V236H1V240H0V242H5V243H10V245H12V247L10 246V245H8V244H6V251H9V250H12V252L11 251H9V253H11L10 254V257H12L13 258V256H14V258H16V260L15 259H12V258H10L9 257V253H8V263L7 264H16L15 262L13 263V261H16V262H20L21 263V259L23 260V258L22 257H24L23 255H26V254H28V253H26L27 251L29 252V253H31V251L33 250L32 248L34 247V248H36V252H38L39 253V255H41L42 253H44V255H47L46 253H49V250H47V248L48 249H54L53 251H55L56 253L57 252H60V251H58V249L61 247V245L63 246V247H61V248H65L66 247V245H70V246H67L64 250H62V249H59V250H61L63 253H65L66 251H67V248H70V247H72V248H76L77 249V251H79L78 252V257L79 258H76V259H74L75 257L73 256V255H71V257L75 260V262H76V260H79V262L77 261L76 263L73 261V260H71L70 259V261L72 262V263H74V264H135L136 263V261H138V263L137 264H139V261L142 263V264H146V262H148L147 264H153L154 263V260H155V263L157 264V263H159L158 261H156V259L158 258V260L160 261L161 260V258H162V260L161 261H164V262H167V263H164V264H169V262L170 261H172V258H169V259H167V258H165L166 256L164 255V253L167 251V252H170V251H172V250H175V249H178V252H177V254L179 255L178 256V258H179V260H181L182 259V257L180 256V255H183V253L184 252H186V251H184L183 249L181 250V248L180 247H184V246H188L189 245V243H190V245H195L196 243H197V239L195 238H192V236H191V233L189 234V235H187V236H185L184 237V234H181V236H179L178 238H177V240H179L180 239V241L179 242H176V243H171V244H169L166 248H164L163 246H162V248L160 247V245L161 244H159V243H163V241L162 240H164L165 239V237L167 238V234L168 233H166L165 234V232H168L167 231V229L168 228H165V222H163V221H165V219L167 220V219H169L170 218V216L171 215H173L175 212H171V213H173V214H171L169 211H171V210H176V213H178L179 212V214L177 215V214H175V215H177V216H175V215H173V216H175V217H177V218H179L178 216L179 215H181V214H183L182 215V217H188L189 215H194L195 213H196V211H200V209H201V212L200 213H202V209H204V208H201L202 206H207V208H209V207H212V209L213 208H217L216 210H215V212H214V209H213V211H211L213 214H215V215H217L216 216V219H217V217H218V221L216 220L215 221V219L213 218L214 217V215L212 216V213H209V214H211V217L213 218V221L214 222H218L219 223V220L221 221V216H222V218H224V220H226V221H223L222 220V222H223V224H221V225H223L224 226V230L223 231H226L227 229L229 230V231H231V232H229L228 230V232H229V234L227 235L226 234V236H225V234H221L220 232H218L219 234H221V235H219L218 233V235L216 234V236H217V238H223V239H225V238H227L228 240L230 239L231 241H233V239H234V241L236 240V239H238L237 241H243V239H247L246 241L244 240L243 241V243L241 244V243H239V245H238V243L235 245L234 243H236V242H232L233 243V245H231L230 243V245L227 243V244H223V249L225 250V253H227V255H226V257L228 256V255H231L232 256V258L231 257H227V259L229 258L230 260H227V259H225L224 261H222V263H227L228 262V264H235V262H236V264H264V219L263 220H259V219H256L255 217H256V213H257V211H259V210H261V208H264V135H263V133L264 132H262V135H261V133L258 135L257 134V136L255 137V136H251L250 138H248V139H243V141H245L246 140V142H239V141H235L234 143H231L230 145L231 146H227V147H225L224 149H222V148H212V147H209L208 149H209V151H208V149L207 150H204V152H206L205 154L203 153V152H201V153H199V155L198 154H194V155H196V158H195V156L194 155H192V156H194V158L192 157V156H190V157H188V159L187 160H189V158H190V160L189 161H192V159L193 160H195L197 163L198 162H200V163H202V165L201 164H198V165H200V166H202V168L204 167V165H205V167H206V164H207V162H209L210 160H212V158L214 157H216L215 159H213V161H214V163H213V166L210 164V166H209V163L210 162H213V161H210L207 165H208V167H204L205 169H203V170H201L202 168L200 167V166H198L199 168L198 169H200L201 170V172H200V170L199 171H197V168L196 167H194V166H197L196 164H195V161L192 163V162H190L191 164H190V167L186 170V172H188L189 174L188 175H192V177L191 176H187V173L185 174V173H183V174H185V177H188V178H183L184 177V175H183V177L181 176L182 174L181 173H179L178 174V176L177 177H175L176 178V180H177V182H176V185L175 186H173L174 187V189H173V187H170L171 188V190L169 189L168 190V194H167V192H166V198L169 196V194H170V196H169V198H167V200L169 201H164V200H162V201H164V202H168V203H170V201H171V205H169L168 203V205H165L163 202H162V205H160V208H162L164 205L166 206L165 208H162V210H160L158 207H159V205H157L159 202H156V201H154V205H152L153 207L155 206V209L153 208H149V210H148V212H150L149 214L147 213V216H142L144 213H142V214H140V216H139V214L138 215H131V217L132 216H134V218H138L139 217V219H135L134 220V218L132 217V218H130L131 220H129V222H128V224L127 225H125V227H127V229L129 228V230L131 229V226H136L137 224H141L143 227H139V225L138 226H134L133 228H134V230H136L137 229V231H138V233H134V232H137V231H134L133 233H132V231H133V228L130 230V231H127L126 230V228L124 227V226H122V227H119V225H122V223H120L121 221H122V219H121V221H120V219H119V221H118V223L116 222V224L114 223V222H112V221H110L109 219H107L106 217L104 218V216H102V218H104V219H102L101 217V220H100V218L98 219L96 216L94 217V219L96 220V219H98V221H102V222H105V220H106V222H107V225H106V223H101V222H98L97 220V222H98V225L99 226H97V225H95V222H93V220H92V218H93V216L95 215L94 214V210H92L93 209V206H92V204L91 203H88L87 201H85V202H87L86 203V205H84V201L83 202H81V206L79 205L78 206V204H77V202H74L73 200H74V198H76L77 197V195L79 196V194L80 193H78L79 191L78 190H75V189H78V187L79 186H77V188L76 187H74V189H73V187H72V189L70 190V192L71 191H73L74 190V192H72V193H74V194H72V195H70V198H72L73 197V200L72 199H70L68 196V194L67 195H62V197H61V195H57V196H55V198L58 200H53L52 201V204H54V206L52 207L53 208V211H52V209H50V213H49V211H47V216H48V218H45V216H43V215H41L40 217H39V212L37 213V215H38V217H36V219H35V216H34V213L36 214V212L38 211V209H41L38 205H39V203H38V201H37V199L38 200H41L40 198H42V197H40V195L42 196L43 194V192H44V190H46V189H44L45 187L47 188L48 187V185H49V183L52 181V180H54V178H55V180H63V179H65V178H68L70 175L69 174H71L72 175V173H73V177L74 178H77V177H79L80 175H81V171L80 170H83L84 169V167H86V165L88 166L87 167V169L88 168H90L91 170H92V168H93V165H95V163H96V165L101 169L100 170V172H103L104 170H105V172L104 173H110V171H111V169H109V171H106L108 168L106 167V166H108L109 164H105L103 161H99L100 160V156L102 155V154H100V152L101 153H103V152H105V151H108L109 150V148L111 149V147L113 148V146H114V144H117V143H119V142H121V141H123V139H121V138H124V140H125V137L128 139H131V136H132V139H136L134 136H137V137H139V140H141V142H142V144L143 145H146V146H149V145H151V144H153L152 146H154V145H156V144H161L162 143V141L163 140H161L162 139V137L159 135L160 133H155V135H152V137L150 138L149 136H151V133L148 135V133L145 135H143V133H145V131H143L142 129L140 130V129H138V128H135L134 126H133V123H128L127 124V126H124L125 128H126V131H128L127 133H130V134H127V133H125L123 136H119V135H117L115 132L113 133V134H115V135H113V138H112V136H111V141H110V139L107 141L108 143H106V142H99V141H97V145L95 144V142L96 141H94V140H96L95 138H94V136L92 137H90L91 139L90 140H92V141H94V144H93V146H92V141H90V140H88L87 141V139H85V140H82V142L80 141V140H78L77 138L78 137H76L75 139H77V141L75 140V139H72V135H73V132L71 133L70 131H69V137L67 136L66 137V135H68L67 133H65V134H62L61 135V138H62V141L58 144V143H51L50 141H49V139L47 140V138L45 139V138H43L44 140H47V141H49V143H50V145L48 144V142L47 141H45V142H42L41 143V141L39 142V143H37V140L36 139H38V138H36L37 137V135H39L40 136V132L41 131H44V132H42L41 134H42V136H43V134L46 132L45 130L46 129H48V125L49 124H53L55 121H53V120H57L56 122H59L61 119H62V121H64L65 119H67V118H65L66 116H68V115H72V113H73V115L74 116H69V117H71V118H74V119H76V120H79L80 118H81V116L84 118V119H80V120H84V121H86L87 120V118H88V120L86 121V122H90L91 124L92 123H94L93 125H95V120H96V123H97V121H98V119L99 118H96V117H93V119H92V117L88 114V117H87V114H86V120H85V114H83V113H85V111H84V109L81 107L82 105H80V103H81V101L79 100L78 101V99H81V97L79 96V94H76L77 92H75V90L73 89V88H71L72 86L74 87V84L72 83V84H70V82L69 81H66L65 83H66V85H68V87L65 85V84H63V82H62V84L64 85V86H62L61 85V83H60V90L57 92V94L56 95H59V96H57V98H55L56 96L54 95L53 97H52V95L50 96V94H45V93H41V91L39 90V92H38V89L36 90V83H39V78L37 77H34V76H32L31 74H28L27 72H21V71H19V73H17L16 74V76L14 75L13 77H12V75L13 74H9L10 76H7L8 74H7V72H3L4 71V67H9L11 64H12V62H14V61H18V63H23L24 64V62L27 60V58H28V56H30V55H28V53L26 54H24V53H19L18 55H14L12 58L14 59L15 58V56H16V60H14L13 61V59L11 58V56L13 55V53H15V51H17V50H19V47H20V43H21V41H22V39H20V38H23ZM97 37V38H96ZM115 37V38H114ZM241 37V38H240ZM2 38V39H1ZM108 38V39H107ZM114 38V39H113ZM118 38V39H117ZM100 39V40H99ZM102 39V40H101ZM192 39H195L194 37H192ZM20 40V41H19ZM111 40H115V41H111ZM8 41V42H9ZM98 41H100V42H98ZM235 41V42H234ZM107 42V43H106ZM110 42H112V43H110ZM16 43H19V45H17ZM242 43V44H241ZM227 44V43H226ZM9 45V46H8ZM101 46H99V47H101ZM3 47V49H1ZM7 47H10V50H9V48H7ZM4 48L6 49L7 48V50H4ZM11 48H13V50L11 49ZM207 49H209V50H215V48L213 47V48H209V47H206V48H203V49H201L202 51H200V52H203V50H207ZM3 50V51H2ZM200 52H198V53H200ZM21 54V55H20ZM31 54H33V55H37V57L39 58V56H40V59H42L43 58V56L41 55V54H43V53H41L40 54V52H33V53H31ZM57 54H58V52H56L55 53V56H57ZM18 56V57H17ZM9 57H10V59H9ZM44 58H47L46 56L44 57ZM186 58V59H185ZM187 58L188 57H186V56H183V57H181V58H179L178 60H179V62H182L183 60H187ZM6 59V60H5ZM12 59V60H11ZM29 59V58H28ZM182 59V60H181ZM262 60V62H264ZM11 61V62H10ZM22 61H24V62H22ZM29 61V60H28ZM9 62V63H8ZM21 64H19V65H21ZM35 64H37V63H35ZM4 69H3V68ZM11 67V66H10ZM8 69V68H7ZM3 70V71H2ZM6 70V69H5ZM250 70V72L248 71V73H246L245 74V77L246 78H250V77H257V76H264V65H261V66H258L255 70L254 69H249ZM3 73H5V74H3ZM27 73V74H26ZM20 74V75H19ZM251 74V75H250ZM17 75H19V76H17ZM247 75V76H246ZM255 75V76H254ZM7 76V77H6ZM5 77V78H4ZM29 77V78H28ZM36 78V81H33V80H35L34 78H33V80L31 79V78ZM261 77H259V80H260V82L258 81V82H256L255 83V86L256 87H254V84H253V87H252V89H251V92L252 91H254V88H256L255 89V91L254 92H250L248 95H247V97H245V98H243L244 100H240L239 101V105L236 103V102H234L235 103V106L236 107H227V109L225 108V109H223L222 111H220V112H217V111H209L210 113L207 115V116H205V118L203 117V118H196V119H191V121L190 122H193V123H187V124H189V126L188 125H186V131L183 133V137L185 138V135L187 136L189 133H190V129H187V128H189L190 127V125H192V124H195V123H198V122H200V121H202V120H204V119H207V118H209L210 116L211 117H214L215 115V117L218 119V122L220 121L219 119L220 118H224L225 120H226V118H228V116L230 117V116H236V117H238V115H239V117H240V115L242 114V112H243V110L245 109V108H248V107H252V106H255V105H257V104H259L260 106L261 105H263L264 106V104H262V103H264V91L262 92L263 93V96L261 95L262 93H261V90L259 89V88H261V86L263 85L264 86V81H261V79L263 78H261ZM248 78V79H249ZM252 78V79H253ZM30 79V80H29ZM38 79V80H37ZM30 82H29V81ZM32 80V81H31ZM253 80H256V78L255 79H253ZM257 80H258V77H257ZM32 82V83H31ZM67 82H69L68 84H67ZM263 82V83H262ZM36 84L35 86H33V85H30V87H29V89H28V86H29V84ZM261 83H262V85H261ZM258 84H260V85H258ZM70 85V86H69ZM32 86V87H31ZM63 87V88H62ZM65 87V88H64ZM71 88V89H70ZM33 89V90H32ZM66 89H68V90H66ZM258 89H259V91L260 92H257V93H259V95L258 94H255V96H256V98H254V96L252 95L253 93H256V91H258ZM33 92H32V91ZM39 93H37L36 91ZM74 90V91H73ZM33 94H35V95H32V93ZM61 93H63V94H61ZM66 93V94H65ZM68 93H70V94H68ZM38 94V95H37ZM60 94H61V96H60ZM48 97V96H50L49 98H47L46 96ZM27 96L30 98V100L27 98ZM42 96V97H41ZM69 96V97H68ZM261 96V97H260ZM37 97H39V98H37ZM67 97V98H66ZM250 97H252V98H250ZM42 98H45V99H42ZM53 98V99H52ZM75 98H78V99H75ZM28 99V100H27ZM34 99H36V100H34ZM37 99H39V100H37ZM41 99H42V101H41ZM248 99V100H247ZM249 99H251V100H249ZM32 100V103L34 104H36V106L38 105V104H40V101L43 103L44 101H46L45 102V104H44V106L41 108V109H39L40 107H36L35 106V104L33 105V104H31V101ZM34 100V101H33ZM44 100V101H43ZM36 101H39V102H36ZM78 101V102H77ZM241 101H243V102H241ZM246 101V102H245ZM28 102V103H27ZM51 102H52V104H51ZM241 102V103H240ZM47 103L48 104H50V105H47ZM56 103V104H55ZM78 103V104H77ZM233 103V104H234ZM261 103V104H260ZM27 104V105H26ZM30 104H31V106H30ZM62 105H64V106H62ZM80 105V106H79ZM245 105V106H244ZM34 106V108H33V110L34 111H32V107ZM48 106H49V108H48ZM67 106V107H66ZM230 106H233L232 105V103H231V105ZM51 107V108H50ZM55 107V108H54ZM239 107V108H238ZM73 108V109H72ZM229 108V109H228ZM232 108V109H231ZM243 108V109H242ZM38 109L39 110H41V111H38ZM48 109V110H47ZM46 111V113L47 114H45V112L44 111ZM58 110H59V112H58ZM83 110V111H82ZM51 111V112H50ZM70 111V112H69ZM230 111V112H229ZM48 112H49V114H48ZM78 112V113H77ZM232 112V113H231ZM236 112V113H235ZM31 113V114H30ZM41 113V114H40ZM45 114V117L47 118L48 116H49V118H47V121H46V118L45 117H43L42 115H44ZM54 113V114H53ZM81 113V114H80ZM87 113V112H86ZM241 113V114H240ZM29 114V115H28ZM57 114V115H56ZM220 114H221V116H220ZM231 114H233V115H231ZM48 115V116H47ZM64 115V116H63ZM212 115H214V116H212ZM219 115V116H218ZM77 118H76V117ZM78 116H80V118L78 117ZM44 119H43V118ZM52 117V118H51ZM63 117V118H62ZM68 117V118H69ZM91 117V119L89 120V118ZM144 117V116H143ZM220 117V118H219ZM226 117V118H225ZM60 118V120L58 121V119ZM79 118V119H78ZM96 118V119H95ZM145 118V117H144ZM195 118V117H194ZM33 121H32V120ZM48 119H50V120H48ZM64 119V120H63ZM216 119V120H217ZM223 119V120H224ZM31 120V121H30ZM93 122H92V121ZM99 120H101V119H99ZM198 120H200V121H198ZM222 120V121H223ZM44 121V123H42ZM46 121V122H45ZM62 121H60V123L62 122ZM196 121V122H195ZM221 121V122H222ZM53 122V123H52ZM30 123V124H29ZM45 123H47V124H45ZM220 123V122H219ZM51 125H49V127L51 126ZM61 125V124H60ZM47 127V128H46ZM32 129V130H31ZM41 130V131H40ZM138 130H140V131H142L143 133H141L140 131H138ZM188 130V131H187ZM190 130V131H189ZM38 131V132H37ZM137 133V131H138V133L136 134L135 132ZM75 132V131H74ZM132 132V133H131ZM187 132V133H186ZM26 133V134H25ZM32 134V135H31ZM70 134H72V135H70ZM132 134V135H131ZM140 134V135H139ZM154 134V133H153ZM157 134H158V136H157ZM36 135V136H35ZM71 136V137H70ZM118 136V137H117ZM147 137V139L145 140V138ZM154 136V137H153ZM156 136V137H155ZM160 136V137H159ZM22 137V138H21ZM32 137L34 138L35 137V139L33 140L32 139ZM134 137V138H133ZM182 137V138H183ZM254 137H255V139H254ZM26 138V139H25ZM65 138H66V140H65ZM70 140V141H73V144L75 145L76 143H77V145H76V148H75V146L72 144V143H70V141H68V139ZM154 138V139H153ZM157 138V139H156ZM203 138H205V137H203ZM30 139H32L31 141H29ZM72 139V140H71ZM121 139V140H120ZM126 139V140H127ZM152 139V140H151ZM253 139H254V141H253ZM35 140H36V142H35ZM43 140V141H44ZM64 140V141H63ZM149 140H150V142H149ZM154 140V141H153ZM161 140V141H160ZM250 140V141H249ZM252 140V141H251ZM76 141V142H75ZM78 141H79V147H78ZM84 141V142H83ZM88 142V143H86V142ZM114 141V142H113ZM115 141H116V143H115ZM240 141H242V140H240ZM63 142V143H62ZM69 142V143H68ZM146 142V143H145ZM240 143V144H238V143ZM29 143V144H28ZM44 143H47V145L48 146H51L52 144H53V149H55L54 151H56L57 149H58V151H56V153L53 151V150H48L47 152H45L44 151V149H42V152H41V148H44ZM65 143H68V144H65ZM82 143V145H80ZM84 143H86V145L84 144ZM89 143H91V144H89ZM103 143V144H102ZM106 143V144H105ZM114 143V144H113ZM243 143V144H242ZM250 143V144H249ZM36 146H35V145ZM38 144V145H37ZM42 144V146H40ZM70 144V146H68ZM71 144L73 145V146H71ZM99 144H101V145H99ZM111 144H113V146H111ZM148 144V145H147ZM233 144V145H232ZM246 144H247V146H246ZM84 145V146H83ZM54 146H56V147H54ZM63 146V147H62ZM82 146V147H81ZM85 146H86V148H85ZM90 146V147H89ZM111 146V147H110ZM57 147H59V148H57ZM65 147V148H64ZM67 147V148H66ZM78 147V148H77ZM57 148V149H56ZM71 148V149H70ZM82 148V149H81ZM229 148V149H228ZM40 149V150H39ZM52 149V148H51ZM61 149V150H60ZM75 150L76 149V151H78V152H76V151H74V153L72 152L73 150ZM214 149V150H213ZM216 149H217V151H216ZM222 149V150H221ZM66 150V151H65ZM70 150H71V152H70ZM82 150V151H81ZM213 152H212V151ZM230 150H232V151H230ZM70 153H69V152ZM98 153H97V152ZM214 151H216L217 152V156H215L216 155V152L214 153ZM229 151V152H228ZM47 153V154H45V153ZM49 152V153H48ZM76 152V153H75ZM220 152V155L218 154ZM232 152V153H231ZM9 153V154H8ZM39 153H41L42 155H48L49 154V156L50 157H52V155H53V157H52V160H50L51 158L49 157V156H46L47 158L46 159H49L48 161L49 162H46V164H45V166L42 168V167H39L38 169L37 168H35V166H34V163L36 162V160L38 159V158H40V156H41V154L39 155ZM60 153V157L58 156V154ZM70 155H69V154ZM72 153V154H71ZM209 153V154H208ZM228 154V155H226V154ZM230 153V154H229ZM3 154H4V156H3ZM54 154H55V156H54ZM91 154V155H90ZM207 154V155H206ZM213 155L212 157H211V155ZM221 154H222V156H221ZM226 156H224V155ZM38 155V156H37ZM95 155V156H94ZM205 155V156H204ZM209 155H210V160L208 159V157H209ZM59 158H58V157ZM89 156H90V159H89ZM91 156H93V157H91ZM198 156V157H197ZM49 157V158H48ZM71 157H73V158H71ZM87 157V158H86ZM96 157H98L99 159L98 160H96L97 158ZM192 157V158H191ZM204 157H205V159L207 160H205L204 159ZM224 157H225V159H224ZM229 157L232 159H229ZM11 158V159H10ZM65 158V159H64ZM70 158H71V160H70ZM94 158H96L95 160L97 161H95V163H94V161L92 160V159H94ZM200 158V159H199ZM221 158V159H220ZM227 158V159H226ZM59 159V160H58ZM75 159V160H74ZM86 160L84 163H86V165L84 166V164H83V161L82 160ZM202 160H204L205 161V163H204V161L202 162ZM216 160V161H215ZM217 160H221L220 162L218 161L217 162ZM227 160V161H226ZM47 161V160H46ZM52 161V162H51ZM80 161H82V162H80ZM90 163V161H91V163H92V161H93V163H92V165L90 164H88V162ZM222 161H224L223 162V164H222ZM229 161V163H226V162H228ZM101 162H103V163H101ZM231 162H233V163H231ZM235 162V163H234ZM49 163V164H48ZM51 163H52V165H51ZM101 163V164H100ZM218 163V164H217ZM81 164V165H80ZM83 164V165H82ZM99 164H100V166H99ZM193 164V165H192ZM217 164V165H216ZM28 165V166H27ZM78 165H80V166H78ZM96 165L94 166V170L93 171H95V170H97V172L99 171L98 169V167H96ZM101 165L103 166H105L104 168H106V169H104L103 167H101ZM192 165V166H191ZM214 165H216V167L214 166ZM222 165H223V167H222ZM235 165V166H234ZM19 166V167H18ZM24 168H23V167ZM30 166V167H29ZM33 166V167H32ZM83 166V167H82ZM90 166V167H89ZM92 166V167H91ZM211 166H212V168H214V169H212L211 168ZM221 166V167H220ZM21 167V168H20ZM29 167V168H28ZM50 167V168H49ZM64 167H66V168H64ZM80 167V168H79ZM82 167V168H81ZM192 167L194 168V169H192ZM15 168V169H14ZM27 168V169H26ZM61 168H62V170L64 171V174L66 173V169H68V168H70V169H72V170H75L74 172H70V171H68L67 173H66V175H64V174H62L63 172H62V170H61ZM74 168V169H73ZM96 168V169H95ZM195 168H196V173H195ZM218 170L219 169V172L218 171H216V169ZM221 168V169H220ZM229 168H230V171H229ZM232 168H234L235 170H236V168H237V170H236V172H234V169L232 170ZM14 169V170H13ZM19 169V170H18ZM21 169V170H20ZM26 169V170H25ZM29 169H33V170H30L29 171ZM36 169V170H35ZM50 169V170H49ZM65 169V170H64ZM69 169V170H70ZM191 169L194 171V173L191 171ZM209 169V170H208ZM225 169H227V170H225ZM17 170V171H16ZM23 170V171H22ZM28 170V171H27ZM35 170V171H34ZM71 170V171H72ZM103 170V171H102ZM205 170V171H204ZM216 172H215V171ZM221 170V171H220ZM232 170V171H231ZM249 170V171H248ZM10 171V172H9ZM32 171V172H31ZM34 171V172H33ZM36 171H37V173H36ZM49 171V173L45 176V174L47 173ZM112 171H114V170H112ZM111 171V172H112ZM134 171L135 170H133V169H126L125 171H122L121 172V175L120 176H125V178L127 179V178H129V179H133V177H130L131 176V174H133L134 173ZM193 173H191V172ZM211 171V172H210ZM224 171V172H223ZM242 171V172H241ZM14 172H16V173H14ZM41 173V175H43L44 177H43V179H42V176L40 175V173ZM79 172H80V175H79ZM116 172V173H115ZM114 173L112 172V175H111V173H110V176L108 175V174H106V177H108V179L107 178H104L105 177V175H101V176H98V178L96 177V179H94V181H92L93 183L95 182V180H98V179H100L102 176V178H101V181L102 182H104V184L100 181V180H98L97 182H95V184H97L98 182L100 183L99 185H102V186H105V188L106 187H108L107 188V191L109 190V188L111 189V188H114V190L112 189V190H109V191H111V193L113 194L114 193V191L115 192H117L116 190V188H118V184H119V182H121L122 180H123V177H122V179L120 180L119 178H116V176H117V174H120L118 171H115ZM198 172V173H197ZM205 172H206V174H205ZM226 172V173H225ZM5 173V174H4ZM7 173H9V174H7ZM24 173V174H23ZM44 173V174H43ZM61 173V174H60ZM124 173V174H123ZM125 173H127V174H125ZM199 173H201V174H199ZM212 173H216L215 175L214 174H212ZM234 173H236V175L234 174ZM8 176H7V175ZM12 174V175H11ZM34 174V175H33ZM38 174V175H37ZM69 176H68V175ZM76 174V175H75ZM196 174H198V175H196ZM204 174V175H203ZM234 174V175H233ZM239 174V175H238ZM241 174V175H240ZM6 177H5V176ZM9 175H10V177H9ZM15 175V176H14ZM18 175V176H17ZM22 175V176H21ZM27 175H28V178H27ZM39 175H40V177H39ZM64 177H62V176ZM116 175V176H115ZM194 175H196V176H194ZM223 175V176H222ZM245 175V176H244ZM31 176V177H30ZM55 176V177H54ZM59 176V177H58ZM75 176H77V177H75ZM181 176V177H180ZM199 176H200V178H199ZM213 177V178H211V177ZM236 177V179H235V177ZM241 176V177H240ZM1 177V176H0ZM7 177H8V180H6L7 179ZM13 177V178H12ZM16 179H15V178ZM34 177V178H33ZM63 179H62V178ZM100 177V178H99ZM180 179H179V178ZM190 177H191V179H193V177H195L192 181L190 180ZM197 177V178H196ZM11 178H12V180H11ZM17 178H18V180H17ZM36 178H38V179H36ZM42 179V180H40V179ZM53 178V179H52ZM61 178V179H60ZM109 178H111V179H109ZM218 180H217V179ZM229 178H231V179H229ZM232 178H234V179H232ZM46 179V180H45ZM103 179V180H102ZM107 179V181H106V185H105V180ZM128 179V181H130ZM131 179V180H132ZM222 179V180H221ZM223 179L225 180V181H223ZM14 180V181H13ZM17 180V181H16ZM36 180V181H35ZM109 180V181H108ZM182 180H183V182H182ZM190 182H189V181ZM216 181V182H213V181ZM220 180H221V182H220ZM229 180V181H228ZM235 180V181H234ZM10 181H12V182H10ZM111 181V182H110ZM185 181L187 182L186 184H184L185 183ZM202 181V182H201ZM211 181V182H210ZM35 182H37V183H35ZM45 182V183H44ZM90 184H91V182L90 181H88ZM88 182H84V186H85V188L86 187H90L91 185H93V183L90 185V184H88ZM109 182V183H108ZM113 182V183H112ZM115 182V183H114ZM118 184H117V183ZM196 182H197V184H196ZM5 185H4V184ZM8 183V184H7ZM44 183V184H43ZM85 183H86V185H85ZM112 183V184H111ZM177 183H179L178 184V186H177ZM189 183V185H187ZM203 183V184H202ZM208 183H209V185H208ZM226 185V186H224V184ZM36 184H38V185H36ZM116 184V185H115ZM193 184V185H192ZM200 184V185H199ZM8 185V186H7ZM10 185V186H9ZM31 185H32V187H31ZM40 185V186H39ZM47 185V186H46ZM88 185V186H87ZM98 185V184H97ZM114 185V186H113ZM183 185V186H182ZM187 185V186H186ZM211 185V186H210ZM214 187H213V186ZM223 185V186H222ZM83 186V185H82ZM94 186V185H93ZM93 186H91L90 188H87V189H89L90 191L91 190H93ZM110 186H112V187H110ZM115 186H117V187H115ZM171 186H172V184H171ZM184 186H186V188L184 189ZM188 186H189V188L190 189H188ZM190 186H193V187H190ZM198 186V187H197ZM30 187V188H29ZM35 187V188H34ZM43 187V188H42ZM180 187V188H179ZM184 189V192H183V189ZM194 187L196 188V189H194ZM201 187V188H200ZM217 188V190H216V188ZM7 188V189H6ZM29 188V189H28ZM34 189V190H32V191H29V190H31V189ZM202 189V190H200V189ZM205 188V189H204ZM215 188V189H214ZM42 189H44V190H42ZM176 189H177V191H176ZM178 189H179V191H181V192H179L178 193V196H177V192H178ZM181 189V190H180ZM187 189L189 190V192H190V195H193V197H192V199H195V200H192L191 199V197L189 196V194H187L188 196H189V198H188V196H186L185 197V193H189V192H186L187 191ZM198 189V190H197ZM214 189V190H213ZM9 190V191H8ZM176 192H175V191ZM222 190L224 191V193L222 192ZM7 193H6V192ZM24 191V192H23ZM37 191H39V192H37ZM42 191V193H40ZM63 190H60V193L61 194H63L64 192H62ZM76 191V192H75ZM78 191V192H77ZM192 191H195V193H193ZM197 191V192H196ZM229 191V192H228ZM31 192V193H30ZM46 192V191H45ZM175 194H174V193ZM183 192V194L184 195H182L181 193ZM203 192H205V193H203ZM208 192H209V194H208ZM11 193V194H10ZM39 193H40V195H39ZM93 193V192H92ZM95 193V192H94ZM97 193L98 192H96V194H95V196H97L98 197V195H97ZM102 193V192H101ZM100 192H99V195L101 194ZM110 193V194H111ZM214 193V194H213ZM218 193V194H217ZM2 194V195H1ZM5 194V195H4ZM22 194H24V195H22ZM37 194V196H38V198L36 197V196H34V195H36ZM108 194V193H107ZM180 194L183 196H180ZM196 194V195H195ZM202 194V195H201ZM217 194V195H216ZM4 195V196H3ZM11 195V196H10ZM21 195V196H20ZM104 195V194H103ZM105 195H106V193H105ZM207 195V196H206ZM31 197V198H29V197ZM69 198V199H67V197ZM107 196V197H106ZM106 196H103V198L105 197V198H108L110 195H106ZM142 196V195H141ZM146 195H144L143 194V197H145ZM160 196V195H159ZM162 196H164V195H162ZM162 196H160V198L161 199H163L164 197H162ZM194 196H196V198L194 197ZM201 196V197H200ZM214 196H215V198H214ZM221 196V197H220ZM5 197V198H4ZM33 197V198H32ZM156 198H157V195L155 196ZM170 197L172 198V199H170ZM175 197V198H174ZM206 197V198H205ZM211 197V198H210ZM213 197V198H212ZM223 197V198H222ZM4 200H3V199ZM7 198V199H6ZM11 198V199H10ZM65 198V199H64ZM165 198V199H166ZM181 198H183V199H181ZM186 200H185V199ZM224 198H225V201H224ZM30 201H29V200ZM35 199V200H34ZM63 199V200H62ZM159 201L161 200V199H159V198H157ZM170 199V200H169ZM188 199V200H187ZM217 199H218V201H217ZM34 200V201H33ZM179 200V201H178ZM196 200H198V201H196ZM202 200V202H200ZM204 200V201H203ZM212 200V201H211ZM222 200V201H221ZM33 201V202H32ZM55 201V202H54ZM70 201H72V203L70 202ZM173 201V202H172ZM185 201V202H184ZM220 201V202H219ZM28 202H31V203H33V206L32 205H30ZM57 202V203H56ZM68 202V203H67ZM74 202V203H73ZM200 202V203H199ZM216 202H217V204H216ZM219 202V203H218ZM223 202V203H222ZM226 202V203H225ZM262 202V203H261ZM4 203V205H2V204ZM65 203H67V204H65ZM71 203V204H70ZM75 203H76V205H75ZM176 203V204H175ZM178 203H179V205H178ZM187 203V207L185 206V204ZM198 203V204H197ZM260 203L262 204V205H260ZM19 204H21V205H19ZM29 204V205H28ZM65 204V205H64ZM80 204V203H79ZM88 204V205H87ZM161 204V203H160ZM164 204V205H163ZM177 205V207L175 208L173 205ZM189 204V205H188ZM224 204V205H223ZM233 206H232V205ZM7 205V206H6ZM13 205V206H12ZM62 205V206H61ZM90 205H91V207H90ZM158 207H157V206ZM258 205V206H257ZM4 206V207H3ZM14 206L16 207L15 209H14ZM37 206V207H36ZM88 206V209L86 208ZM168 206V207H167ZM188 206H190L193 210H194V207H192V206H195L197 209H198V207H200L199 208V210H197V209H195L194 210V212L193 211H191V213L192 214H190V213H187V214H189V215H187L186 213H185V211L187 212L188 210H191V208H188ZM233 208H232V207ZM28 207V208H27ZM31 207H33V208H35V210L33 209V208H31ZM68 207V208H67ZM78 207V208H77ZM82 207H84V208H82ZM252 207H255L254 208V211L252 212V214L250 215V214H245V211L247 212L249 209H251ZM4 208V209H3ZM25 208H27V210H25ZM30 208V209H29ZM38 208V209H37ZM167 208V209H166ZM180 208V209H179ZM187 208V210H183V209H186ZM206 208V207H205ZM206 208V209H207ZM230 208V209H229ZM232 208V209H231ZM6 209V210H5ZM31 210L30 212L31 213H33V217H32V214L29 212V210ZM55 209V210H54ZM64 211H63V210ZM68 209V210H67ZM79 209H81L80 211H79ZM83 209H84V211H83ZM91 209V212L89 211ZM152 211H151V210ZM169 209V213L168 212H165V211H167ZM171 209V210H170ZM211 209V208H210ZM210 209H207L208 210V212H210L209 210ZM12 210V211H11ZM25 210V211H24ZM59 210V211H58ZM60 210H62V211H60ZM69 212H67V211ZM72 210V211H71ZM155 210V211H154ZM173 210V211H174ZM221 210V211H220ZM1 211H3V212H1ZM18 211V212H17ZM34 211V212H33ZM55 211H58V213H59V216H60V218H61V220L60 219H57V216H58V214L55 212ZM71 211V212H70ZM76 211H78V212H76ZM89 211V212H88ZM92 211H93V213H92ZM156 211H160V212H157L156 213ZM161 211H162V213H161ZM180 211L182 212L181 214H180ZM204 211V210H203ZM219 211V212H218ZM21 212V213H20ZM25 212V213H24ZM54 212V213H53ZM64 212V213H63ZM66 212V213H65ZM165 212V213H164ZM189 212V211H188ZM198 212L196 213V215H198ZM205 212H207V211H205ZM205 212H203V213H205ZM218 212V213H217ZM220 212H222V213H220ZM5 213V214H4ZM13 213V214H12ZM18 215H17V214ZM29 213V214H28ZM49 213V214H48ZM51 213H53L54 215H51ZM55 213H56V215H55ZM62 213V214H61ZM87 213L89 214H92V218H91V220H90V222H93V223H91V224H93V225H91V224H89L90 222H89V220H88V217H87ZM154 213V215H152ZM167 213H168V215H167ZM220 213V214H219ZM63 216H61V215ZM76 214V215H75ZM156 214V215H155ZM161 214H163V215H161ZM208 214V213H207ZM208 214V215H209ZM221 214H223V215H221ZM14 215V216H13ZM24 215V216H23ZM30 215V216H29ZM49 215H51L52 217H49ZM79 215V216H78ZM86 215V216H85ZM151 216V217H149V216ZM192 215V216H193ZM226 215V216H225ZM10 216H12L11 218H9ZM18 216V217H17ZM23 216V217H22ZM26 216H28L27 218H26ZM55 216H56V218H55ZM68 216V217H67ZM71 216V217H70ZM73 216V217H72ZM85 216V217H84ZM88 216H90V215H88ZM136 216V217H135ZM163 216V217H162ZM173 216H171V217H173ZM15 217V218H14ZM25 217V218H24ZM32 217V218H31ZM53 217H54V219H53ZM77 217H81L82 219L83 218H86L85 220L83 219H77ZM91 217V216H90ZM159 217H162L161 218V220L159 219L158 220V218ZM164 217H166L165 219H163ZM182 217L180 216V218L182 219ZM230 217V218H229ZM18 218H19V220H18ZM23 218V219H22ZM38 218H40V220L42 219L43 221H44V224L46 223L47 224V226L45 225V227H46V229L47 228H49V229H47L48 230V232L49 233H51L52 231V234H51V239H52V241H53V239L55 238V243H56V239L58 240V243H60V244H58V245H60V246H58L57 245V243H56V245L55 244H51V243H54V241L52 242L51 241V239H50V241H49V244H51V245H47V248L45 247L46 246V244H45V246H44V244H42V246H40L39 245V248L37 247V244H35V246H31L32 248H28L27 249V247H29V244L31 243L30 242V240H28V239H26V237H28V236H26L27 235V229L28 228H32V226L31 227H29L31 224H33V223H39V221L40 220H38V221H36ZM50 218V221H52V220H55L56 221V219H57V223L55 222V221H52L53 222V224H52V222H50V221H48V219ZM70 218V219H69ZM150 218V219H149ZM179 218V219H180ZM73 219L75 220V219H77V220H82L83 222H84V224H81V223H79V224H77L78 226L80 225V228H78V226L77 225H75V226H77V228L79 229V230H77V231H79V233H80V237H75L74 236V232H75V229H74V232H73V234H72V226H73ZM90 219V218H89ZM133 219V220H132ZM142 219H143V221H142ZM146 219H147V221L148 222H146ZM159 221V223L160 224H164L163 225V227L159 224V223H156V221L157 220ZM163 219V220H162ZM228 219V220H227ZM16 220V221H15ZM19 221V223H18V221ZM25 220H26V222H25ZM34 220L36 221V222H34ZM40 221V223H39V225L41 224V222H42V224H43V221ZM46 220V221H45ZM65 220V221H64ZM66 220H68V221H66ZM88 220V221H87ZM104 220V221H103ZM107 220H109V221H107ZM145 220V221H144ZM151 220V221H150ZM153 220H156L154 223L152 222ZM233 220V222L234 223H232L231 221ZM235 220V221H234ZM237 220V221H236ZM249 221V223H246V224H244L246 221ZM251 220V221H250ZM253 220V221H252ZM23 221V222H22ZM29 221V222H28ZM31 221H32V223H31ZM47 221H48V223H47ZM67 222V223H71V224H68V225H71V226H69V227H67V225L66 226H63L62 227V223L63 222ZM134 223H133V222ZM140 221V222H139ZM157 221V222H158ZM161 221H162V223H161ZM228 221V222H227ZM28 222V223H27ZM55 222V223H54ZM80 222V221H79ZM97 222H96V224H97ZM108 222H110V224H108ZM112 222V223H111ZM134 224H132V223ZM135 222H136V224H135ZM137 222H139V223H137ZM144 222H146V223H144ZM151 222L153 223V224H155V225H153V224H151ZM221 222V223H222ZM1 223V222H0ZM11 223V224H12ZM17 223V224H16ZM31 223V224H30ZM49 223H51V224H49ZM99 223H101V224H99ZM114 223V224H113ZM12 224V225H13ZM25 224H27V225H25ZM41 224V225H42ZM55 224H57L59 227H62L63 229H61V228H58V226L57 227H55L56 225ZM86 224V225H85ZM90 226H89V225ZM103 224H104V226L106 227V229H105V227L103 226ZM112 224V225H111ZM119 224V225H118ZM143 224H145V225H143ZM151 224V225H150ZM224 224H226V225H224ZM12 225H11V227H12ZM20 225V226H19ZM21 225H23V226H21ZM27 227H25V226ZM52 225H53V227H52ZM61 225V226H60ZM95 225V226H94ZM101 225V226H100ZM113 225H114V227H113ZM116 225H118V226H116ZM130 225V226H129ZM140 225V226H141ZM220 225V226H221ZM86 226V227H85ZM88 226V227H87ZM116 226V227H115ZM148 226H152V228L154 229H152L151 227H149L150 229H152L151 231H152V234H150L151 233V231L149 232V229H146V227L148 228ZM156 226H157V228H159V229H155L156 228ZM162 228H161V227ZM12 227V228H13ZM18 227H20L19 229H18ZM23 227V228H22ZM50 227L51 228H53V230H51L50 229ZM71 227V228H70ZM83 227H85V229L87 228H91L90 230H85ZM117 227H119L117 230H114V229H116ZM137 227H139V229L137 228ZM155 227V228H154ZM13 228V229H14ZM16 228H17V230H16ZM57 228V230H55ZM67 228H70L68 231H67ZM76 228V229H77ZM81 228H83L82 229V231H80L81 230ZM97 228H100V229H97ZM112 228V229H111ZM114 228V229H113ZM233 228V229H232ZM59 229V230H58ZM66 229V230H65ZM92 229H94V230H92ZM103 229V230H102ZM120 229H123V230H126L127 232H125L126 233V235L127 234H129V233H132V236L130 237L129 235H124V236H122L123 234H125L124 232H123V234L121 235V236H118L117 235V233L120 235V231H121V233H122V230H120ZM142 229V230H141ZM145 229V230H144ZM165 229V230H164ZM1 230V229H0ZM83 230H85L84 232H83ZM97 230V231H96ZM107 230V231H106ZM112 230V231H111ZM119 230V231H118ZM169 230V229H168ZM19 231V232H18ZM63 231H65V232H63ZM76 231V232H77ZM99 231V232H98ZM141 231H143L142 232V234H141ZM156 231V232H155ZM162 231H164V233L162 232ZM1 232V231H0ZM67 232V234L71 237V238H68L67 237V234H66V237H65V234L64 233H66ZM81 232H82V234H81ZM90 232H94V234L93 233H90ZM144 232H149V234H147V233H145L146 235H147V237H146V235L145 236H143V233ZM153 232H155V233H153ZM78 233V232H77ZM78 233V234H79ZM96 233H97V235L98 236H95L96 235ZM100 233V234H99ZM159 233H162L161 235L159 234ZM53 234H55L54 236H53ZM57 234H59V235H57ZM77 234V236H79ZM83 234H85V235H83ZM88 234V235H87ZM93 236H92V235ZM103 234V235H102ZM116 234V235H115ZM135 234H141V237L140 236H137L138 238L140 237V239L139 240H137L138 238L135 236ZM56 235H57V237H56ZM93 237V239H92V237ZM154 236V237H156V235H158L156 238H154V239H152L151 240V238H153V237H151L150 238V236ZM52 236H53V238H52ZM83 236V238L84 239H81V237ZM84 236H86V237H84ZM95 236V237H94ZM105 236V237H104ZM117 236L119 237V238H117ZM125 236L127 237V241L124 239L125 238ZM225 236V237H224ZM23 237V238H22ZM24 237H25V240H23L24 239ZM66 239V242L68 241V242H70L69 244L68 243H66L65 242V240L63 239ZM89 237V238H88ZM100 237H103V238H101L100 239ZM112 237V239L114 240V242L113 241H111L112 239H109V238H111ZM129 237H130V239H129ZM133 237H134V239H136V241H134V243H132L133 242ZM136 237V238H135ZM143 237V238H142ZM149 237V238H148ZM20 238H22V240H23V242H24V244L26 243V241H27V244H23L22 243V245H20V243L22 242V240L20 239ZM67 238H68V240H67ZM75 238V239H74ZM77 238H78V241H80V242H78L77 241ZM85 238H86V240H85ZM99 239V244L97 243V245L95 246V247H97L98 245L101 247L100 249L102 250V249H104V248H102V247H107V248H105V250H102V251H104V252H101V250L99 251L98 250V248H99V246L97 247V250L99 251V252H97V250L95 251V247H94V250H93V247L91 248H89L88 246H87V244H88V242L90 241V240H96V241H98L97 239ZM117 238V242L115 241V239ZM121 238H123L122 240H121ZM141 238L144 240H141ZM192 238V239H191ZM236 238V239H235ZM60 239V240H59ZM69 239H70V241H69ZM74 241H76V242H74ZM87 239L89 240V241H87ZM120 239V240H119ZM132 239V240H131ZM148 239V240H147ZM150 239V240H149ZM181 239H182V241H181ZM183 239H185L187 242H188V245H187V242L184 240L183 241ZM242 239V240H241ZM20 242H19V241ZM63 240V241H62ZM82 240V241H81ZM189 240V241H188ZM9 241V242H8ZM60 241V242H59ZM71 241H73V242H71ZM87 241V242H86ZM106 241V242H105ZM108 241V242H107ZM111 241V242H110ZM120 241H121V243H120ZM131 241V242H130ZM138 241H139V243H138ZM144 243H143V242ZM165 241V240H164ZM30 242V243H29ZM63 242H65L66 244H64ZM80 244V245H82V247L84 248V249H86V250H81L82 248H81V246L78 244V243ZM123 242H125V243H123ZM138 244H137V243ZM140 242H142L141 244H140ZM174 242V241H173ZM18 243H19V245L21 246V247H23L22 249H21V247H19V245H18ZM76 243V244H75ZM85 243V244H84ZM102 243V244H101ZM110 243H115V245L113 244L112 246H111V244ZM116 243H118V244H120V246L118 247V244H116ZM150 243V244H149ZM64 244V245H63ZM77 245L79 248H77V246H75V245ZM105 245V246H102V245ZM108 244V245H107ZM130 244V245H129ZM134 244L137 246H134ZM145 244V246H143V245ZM176 244V245H175ZM13 245L15 246V247H17V249L18 248H20L18 251H20V250H24L23 251V255H22V252L20 251V253H21V255H22V257L20 256V253L18 252V253H15V251L17 252V249L16 248H13ZM27 245V246H26ZM54 245H55V247H58L57 248V251L55 250V248H53L54 247ZM129 245V246H128ZM140 245V246H139ZM158 245H159V247H158ZM225 245H227L226 246V248H225ZM236 247H235V246ZM238 245V246H237ZM8 246H10V249H9V247ZM87 246V247H86ZM124 246H125V248H124ZM132 246V247H131ZM148 246V247H147ZM152 248H151V247ZM157 246V247H156ZM172 246V247H171ZM240 246V247H239ZM24 247H25V249H24ZM43 247V248H42ZM50 247V248H49ZM108 247H111V248H108ZM127 247V248H126ZM134 247V248H133ZM139 247H141V249L139 248ZM146 247H147V249L148 248H150V249H148V252H147V250H146ZM155 247V248H154ZM171 247V248H170ZM243 247V248H242ZM254 247V248H253ZM42 248V249H41ZM44 248H45V250H44ZM113 248V249H112ZM129 248H130V250H129ZM137 248V249H136ZM145 248V249H144ZM158 249V251H157V249ZM161 249V251H163V252H161L160 251V249ZM172 249V250H170V249ZM236 248H238V249H236ZM246 248V249H245ZM251 248H253V250L251 249ZM256 248V249H255ZM7 249H9V250H7ZM13 249H16L15 251L13 250ZM31 251H30V250ZM118 249V250H117ZM139 249V250H138ZM144 249V250H143ZM154 249V250H153ZM167 249H169V250H167ZM73 250V249H72ZM114 250H116V252L118 253H116ZM127 250V251H126ZM135 250V251H134ZM141 250H143V251H141ZM145 250H146V252H145ZM151 250V251H150ZM236 250V251H235ZM241 250V251H240ZM251 250V251H250ZM26 251V252H25ZM46 251H48V252H46ZM81 251V252H80ZM88 253H87V252ZM123 251V252H122ZM126 251V252H125ZM140 251V252H139ZM157 251V252H156ZM184 251V252H183ZM232 251V252H231ZM237 251H238V253H237ZM245 251V252H244ZM3 252V253H2ZM0 251V258H1V256L2 255H4L5 253H7V252H4V250L3 251ZM26 254H25V253ZM36 252H32V253H36ZM94 252V254L92 255V253ZM97 252V253H96ZM128 252H129V254L130 255H128ZM134 252H136V253H134ZM152 252V253H151ZM154 252H156V253H154ZM161 252V253H160ZM229 252H231V253H229ZM234 252H235V254H234ZM37 253V254H38ZM67 253V252H66ZM82 253V254H81ZM91 253V254H90ZM96 253V254H95ZM123 253V254H122ZM126 253V254H125ZM142 253H144V254H142ZM149 253V254H148ZM151 253V254H150ZM154 253V255H152ZM234 255H233V254ZM15 254H16V256L17 257H15ZM59 253H57V255H58ZM60 254H61V252H60ZM80 254V255H79ZM85 254V255H84ZM113 254V255H112ZM125 254V255H124ZM139 254H141V255H139ZM161 254H163L162 256H161ZM39 255H37L39 258L37 259V261L36 262H38V260L39 259H41V257L42 256H44V255H41V256H39ZM49 255V254H48ZM142 255H143V258H142ZM148 255H149V257H148ZM159 255V256H158ZM237 255V256H236ZM20 256V258H18ZM61 256V255H60ZM83 258H82V257ZM94 256V257H93ZM107 256V257H106ZM112 256H113V259H112ZM126 256V257H125ZM128 256V257H127ZM144 256L145 257H147V258H144ZM158 256V257H157ZM235 258H234V257ZM45 257L46 256H44V258L42 257V259L41 260H45ZM62 257V256H61ZM60 257V258H61ZM77 257V256H76ZM130 257V258H129ZM163 257H164V259H163ZM181 257V258H180ZM9 258H10V260H9ZM47 258V257H46ZM106 258H108V259H106ZM141 258H142V260H141ZM160 258V259H159ZM177 258V259H178ZM12 259V260H11ZM19 259V260H18ZM115 259V260H114ZM119 259V260H118ZM134 259V260H133ZM171 259V260H170ZM41 260H39V263L41 262ZM114 260V261H113ZM131 260V261H130ZM149 260H151V261H149ZM168 260H169V262H168ZM190 260V259H189ZM12 261V262H11ZM135 261V262H134ZM153 261V262H152ZM160 261V264H163V262H161ZM231 261H233V262H231ZM71 262H69V263H71ZM131 262V263H130ZM152 262V263H151ZM185 262L186 261H184V263L183 262H181V263H179V264H185ZM230 262V263H229ZM247 262V263H246ZM43 262H41V264H42ZM71 263V264H72ZM140 263V264H141ZM171 263V262H170ZM173 263V262H172ZM171 263V264H172ZM17 264H19V263H17ZM22 264V263H21ZM24 264H27V263H24ZM31 264H33V263H31ZM34 264H37V263H35V261H34ZM176 264H178V263H176Z\"/></svg>",
	"mask_w": 264,
	"mask_h": 264
}]
</instances>
